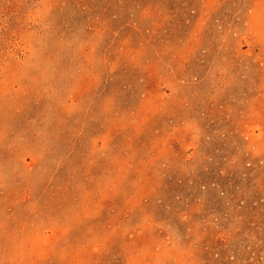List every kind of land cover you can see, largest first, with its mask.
Wrapping results in <instances>:
<instances>
[{
  "label": "rangeland",
  "instance_id": "1",
  "mask_svg": "<svg viewBox=\"0 0 264 264\" xmlns=\"http://www.w3.org/2000/svg\"><path fill=\"white\" fill-rule=\"evenodd\" d=\"M0 264H264V0H0Z\"/></svg>",
  "mask_w": 264,
  "mask_h": 264
}]
</instances>
